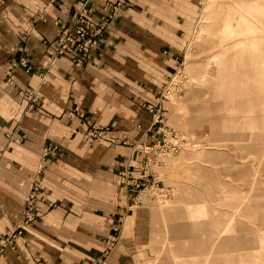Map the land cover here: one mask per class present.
Returning a JSON list of instances; mask_svg holds the SVG:
<instances>
[{"label":"crops","instance_id":"obj_1","mask_svg":"<svg viewBox=\"0 0 264 264\" xmlns=\"http://www.w3.org/2000/svg\"><path fill=\"white\" fill-rule=\"evenodd\" d=\"M111 1L88 0L90 17ZM131 2L77 68L54 58L76 0H0V264H146L163 234L160 204L138 202L137 184L154 176L165 188L177 175L162 158L143 178L142 149L158 137L145 106L160 108L166 126L178 117V105L160 96L183 66L200 0ZM91 128L107 130L92 139ZM35 181L45 199L35 200L23 238L5 245Z\"/></svg>","mask_w":264,"mask_h":264},{"label":"rangeland","instance_id":"obj_2","mask_svg":"<svg viewBox=\"0 0 264 264\" xmlns=\"http://www.w3.org/2000/svg\"><path fill=\"white\" fill-rule=\"evenodd\" d=\"M175 84L177 176L136 194L165 220L146 264H264V0H200Z\"/></svg>","mask_w":264,"mask_h":264},{"label":"built area","instance_id":"obj_3","mask_svg":"<svg viewBox=\"0 0 264 264\" xmlns=\"http://www.w3.org/2000/svg\"><path fill=\"white\" fill-rule=\"evenodd\" d=\"M78 6L75 9L74 15L67 26L63 27L56 36V49L54 58L62 57L77 68H82L89 58L92 56L93 52L98 47L103 33L110 26L112 21L116 18L118 10L126 7H130L131 0H113L108 2L103 8V14L94 20L90 17L92 13L91 7L88 5V0H76ZM24 62L21 61V65ZM17 66V64H14ZM180 69H178L168 80L164 86L161 93L160 100H166L167 95L172 90L173 86H176V76ZM177 92V91H175ZM31 101V104L35 101V94L33 92H28L26 94ZM148 111L152 113V125L156 126L158 137L155 141L144 147L142 153L144 157L139 164V168L142 171L143 178L150 176L151 168L160 165L161 157H172L177 152V148L183 143V135L166 126L162 122L160 108H154L152 105L145 106ZM74 114L87 122V118L81 110H76ZM105 128H91L88 130L87 135L92 139L103 138ZM54 148H45L43 150L42 156H47ZM43 168L42 160L38 163L36 174L39 176ZM138 183L139 191L146 190L149 184L151 187L156 184L153 180ZM43 185L40 181H35L32 191L29 193L26 205L22 211V219L15 228L14 232L5 238L6 245L12 246L13 241L23 238V230L29 227L35 220V214L33 212V206L35 200L43 201L44 197L42 195ZM2 249H0V252Z\"/></svg>","mask_w":264,"mask_h":264}]
</instances>
